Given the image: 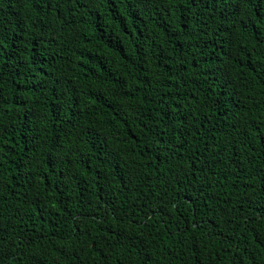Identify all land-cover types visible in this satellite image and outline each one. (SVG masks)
<instances>
[{"label":"trees","instance_id":"16d2710c","mask_svg":"<svg viewBox=\"0 0 264 264\" xmlns=\"http://www.w3.org/2000/svg\"><path fill=\"white\" fill-rule=\"evenodd\" d=\"M0 264H264V0H0Z\"/></svg>","mask_w":264,"mask_h":264}]
</instances>
